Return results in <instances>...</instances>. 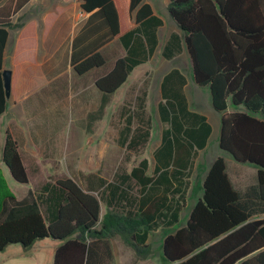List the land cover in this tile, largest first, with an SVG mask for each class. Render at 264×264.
Masks as SVG:
<instances>
[{"label":"trees","instance_id":"1","mask_svg":"<svg viewBox=\"0 0 264 264\" xmlns=\"http://www.w3.org/2000/svg\"><path fill=\"white\" fill-rule=\"evenodd\" d=\"M29 1L7 0L0 6V117L7 106L1 73L9 31L17 33L14 54L21 41L35 37L33 22L25 24L21 17L12 21ZM79 1L86 13L97 9L101 22L86 24L74 39L73 73L81 77L106 64L96 50L98 42L86 45L93 32L106 28L126 49V55L94 81L106 100L147 59L140 52L143 46L131 39L134 26L145 33L147 26L157 27L161 22L143 0ZM64 10L60 7L45 16L43 37ZM167 10L182 36L171 35L163 56L170 60L179 54L183 40L194 83L208 89L211 105L220 114L219 148L237 163L254 165L257 182L240 197L226 175L224 160L215 158L201 174V196L185 225L163 238L162 254L169 264H264V218H252L250 210L256 202L264 204V0H168ZM77 45L80 48L75 52ZM147 45L153 53L156 39L147 40ZM17 73L14 65L13 83ZM185 84V77L175 68L163 77L164 102L157 106L162 130L160 145L153 152L151 176L147 159H142L111 182L94 172L82 176V183L59 178L42 183L18 200L0 170V252L10 245L26 252L37 241L49 239L59 243L52 264H85L88 241L119 238L136 258H148L152 254L149 233L179 223L195 159L211 134L207 118L189 109ZM228 100L245 111L228 112ZM122 113L125 120L118 145L139 153L152 129L145 105L138 102ZM0 162L16 183L29 184L28 170L8 132L3 146L0 143ZM132 181L138 193L144 194L140 200L128 184ZM102 204L106 210L101 215Z\"/></svg>","mask_w":264,"mask_h":264},{"label":"crops","instance_id":"2","mask_svg":"<svg viewBox=\"0 0 264 264\" xmlns=\"http://www.w3.org/2000/svg\"><path fill=\"white\" fill-rule=\"evenodd\" d=\"M6 1L7 0H0V6ZM142 4H146L151 8L152 16L157 18L161 22V25L157 27L147 26L145 33L144 29L142 31L136 30L139 25L134 26V34L131 39L135 42H139V44L143 46V48H140V52H144V55L147 59L134 67L129 73L126 81L114 93L109 95L106 100H104L102 94L96 89L94 81L99 76L110 71L117 59L126 55V49L120 43L119 39L111 38L106 28L89 34L86 39V45L96 42L99 43V46L96 48V50L99 51L106 60L104 68L92 71L84 76L79 77L73 73L71 66L73 41L76 36L82 33L86 27V24L88 25L91 23V25H95L101 22V18L96 16L97 9H94L90 13H86L81 9L79 0H72L69 2H64L62 0H30L13 18V22L16 21L15 18L17 17H21L25 24L33 22L35 24V37L21 41L18 44L20 50L17 52V54L12 53L11 51L10 69L13 70L14 75V65H16L18 68V73L16 80L13 83L12 98L6 100V111L0 117V143L3 146L6 132H8L10 136L16 141L18 151L26 168L27 165L21 152V144L22 141H26V137L29 135L28 122H30L34 117L32 115L35 111L34 107L43 103L54 104L55 100L60 97L63 88H67L66 83L72 82V80L83 83L80 85V91L81 94L85 95V97L91 98L90 95L92 90L97 93L96 95L99 99V107L97 115L92 117L94 120L97 118L104 119L108 112L113 109V107L117 106L115 110L117 119L122 121L123 126V121L125 120V115L122 113L123 110H125V108L128 106H136L138 102H143L145 105L146 116L152 120L153 115H155V118L160 123V130H162V124L157 113L158 104L164 102L161 92V83L163 77L168 74L171 69L175 68L178 69L186 79V84L183 87V93L189 109L205 116L201 113V92L199 93L198 90L188 91V81L190 79V74H192V69L183 40L181 41V52L179 54L175 55L170 60L163 56L164 46L170 39L171 35L177 34L180 37L182 36L181 30L178 28L176 22L168 13V0H143ZM60 7H64L65 10L57 16L46 35L43 37V23L45 16L47 14L56 12L57 8ZM12 32L15 31H9L7 44L4 50V61L6 59V51L10 45L9 43ZM16 38L17 33L15 32L14 46H16ZM152 39H156L157 45L153 53H149L147 40ZM79 48L80 46L77 45L74 49L75 52L78 51ZM184 51H186L187 56L182 58L181 55L184 54ZM23 52L26 53V58L20 59V56L23 54ZM4 68L7 69L5 63ZM86 79H90L88 84L84 83ZM195 86L199 87L196 84ZM101 105H103V108L100 110ZM151 106H154L153 112L150 109ZM47 120L52 122L53 136L55 134V130L58 136V128L61 119L58 116L55 118L52 114L49 118H47ZM34 121L35 125H32V127L36 130L38 129L42 131L41 133L35 132L34 135L39 137L43 135V131H45V118L44 116H41L38 119H34ZM160 136L158 143L151 152V156L141 158L136 164L131 166L130 170L134 166H137L142 159H147V174L149 176L153 175V169L155 165L153 152L160 145ZM122 149L125 150V148ZM28 154L31 157H34L36 155V151L34 152L31 150V153L29 152ZM36 163H38V161ZM0 165H2L3 168H5V170L8 172L7 168L2 164V162H0ZM2 166L0 167V170L4 175ZM130 170L127 173H129ZM88 174L89 173L81 174L79 183H82V176H86ZM98 174L101 177L107 179L108 182L113 180L102 176L100 173ZM128 184L133 189V195L137 197V200H140L144 194L138 193V187L135 185L134 181L129 182ZM192 189L193 179H190V185L186 190L185 208ZM246 190L247 187L245 188V191ZM245 191L242 194V198L245 197ZM200 194H198L196 197L197 199L200 198ZM238 194L240 195V193ZM165 197L168 200V193ZM21 198L16 196V199L18 200ZM103 207L105 212V206L103 205ZM250 210L253 212L252 218H264V204L256 202L254 207ZM159 229L168 228L160 227L157 230L149 233L147 243L151 245V248L153 234L158 232ZM40 241H43L42 244H40ZM40 241L34 243L32 248L26 252L21 246H18V249L15 251L9 250V247L14 245L6 247L4 251L0 252V264H22L24 257L27 258L28 256H34L38 253L44 256V264H52L54 251L59 243L49 239ZM45 242H48L49 244H46ZM160 250V260L155 262L153 260V249L152 254L148 258L141 260L136 258L132 249L126 246L119 238L90 240L87 242L85 264H169L162 254V249ZM18 259L20 261H18Z\"/></svg>","mask_w":264,"mask_h":264},{"label":"rangeland","instance_id":"3","mask_svg":"<svg viewBox=\"0 0 264 264\" xmlns=\"http://www.w3.org/2000/svg\"><path fill=\"white\" fill-rule=\"evenodd\" d=\"M15 20L17 21V18ZM14 41L15 32H12L10 45L6 51V59L4 61L6 67L10 63ZM181 56L182 58L186 57V51ZM22 58H26L25 52L21 54L20 59ZM189 78L188 91L198 90L199 93L201 92V113L207 117L211 125V134L206 147L198 153L195 160L191 175L193 189L189 195L186 208L180 216L179 223L172 228L159 229L158 232L153 234L152 249L154 253L153 260L155 262L160 260L162 238L166 234L172 233L175 229L185 225L189 211L195 203L196 197L201 193L203 182L201 174L204 175L203 173L207 172L215 158L222 157L224 160L226 175L233 189L240 193V197H242L246 187L255 186L257 182V169L254 165L237 163L229 153L219 148L220 114L213 109L207 88L196 87L192 74H190ZM90 79H86L84 83L88 84ZM69 83H66L67 88H63L60 97L55 100L54 104L43 103L36 105L34 107L35 111L32 114L34 117L28 122L29 135L26 137V141H22L21 152L27 165L30 183L28 185L16 183L5 168L0 165L3 168L8 186L18 198L27 196L29 190L35 189L46 181H54L59 178H71L79 183L81 174L98 172L110 180L114 179L122 170L128 172L131 166L136 164L141 158L150 157L153 148L159 141L160 123L155 118V115L152 114L151 138L141 152L131 153L120 148L117 141L122 121L117 119L115 112L117 106L113 107L104 119L97 118L94 120L92 117L97 115L99 107L97 93L92 90L91 98L85 97L80 91L82 82L72 80ZM150 109L153 112L154 106H151ZM227 111L244 112L245 110L242 106H234L228 100ZM52 114L55 118L58 116L61 119L58 136L56 130L53 136L52 122L47 120ZM41 116L45 118V131H43V135L37 137L34 135L35 132L41 133L42 131L34 129L32 125H35L34 119H38ZM31 150L36 151L34 157L28 154L29 152L31 153ZM37 161L38 163H36ZM103 213L104 207L102 205L101 215ZM40 242L42 244L43 241ZM45 243L47 244L48 242ZM18 246H10L9 250L15 251L18 249ZM18 261L20 260L18 259ZM22 264H44V256L38 253L27 258L24 257Z\"/></svg>","mask_w":264,"mask_h":264},{"label":"water","instance_id":"4","mask_svg":"<svg viewBox=\"0 0 264 264\" xmlns=\"http://www.w3.org/2000/svg\"><path fill=\"white\" fill-rule=\"evenodd\" d=\"M2 84L4 89L5 99L9 100L12 98V88H13V70L4 69L1 73Z\"/></svg>","mask_w":264,"mask_h":264}]
</instances>
